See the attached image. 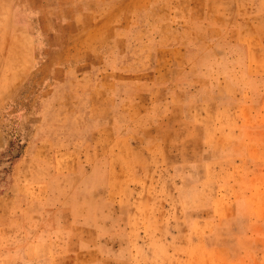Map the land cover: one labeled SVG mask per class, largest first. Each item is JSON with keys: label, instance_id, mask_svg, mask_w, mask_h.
<instances>
[{"label": "rangeland", "instance_id": "1", "mask_svg": "<svg viewBox=\"0 0 264 264\" xmlns=\"http://www.w3.org/2000/svg\"><path fill=\"white\" fill-rule=\"evenodd\" d=\"M199 204L264 264V0H0V264H181Z\"/></svg>", "mask_w": 264, "mask_h": 264}, {"label": "crops", "instance_id": "2", "mask_svg": "<svg viewBox=\"0 0 264 264\" xmlns=\"http://www.w3.org/2000/svg\"><path fill=\"white\" fill-rule=\"evenodd\" d=\"M180 183L184 187H201L200 181ZM198 202L201 203V200L199 199ZM211 203L213 205L214 201ZM200 206H202V204H199L195 216L187 219V221L190 222V227L184 233L181 234L178 231H168L170 236L185 238L183 245L177 241L175 246V251L178 252L177 254H181L180 252H186L188 254L186 257L182 256L187 260L184 259L182 260L183 262L180 263L225 264L237 260L236 251L234 252L233 250L235 246L233 243V236L236 232L231 228H222L220 226L222 220L217 218L213 213L209 214L205 208ZM178 259L180 260L181 258Z\"/></svg>", "mask_w": 264, "mask_h": 264}]
</instances>
